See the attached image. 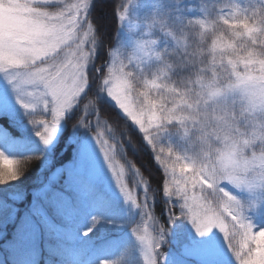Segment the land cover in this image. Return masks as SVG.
Segmentation results:
<instances>
[{
	"label": "snow or ice",
	"instance_id": "obj_1",
	"mask_svg": "<svg viewBox=\"0 0 264 264\" xmlns=\"http://www.w3.org/2000/svg\"><path fill=\"white\" fill-rule=\"evenodd\" d=\"M194 2L142 0L138 9L141 29L145 25L153 29L159 27L162 30L160 41L145 40L139 30L129 34L120 30L123 46L131 43L141 64L144 62L141 53L145 52L163 62L170 55L168 48L172 47L167 37L182 31L186 27L185 18L196 15L189 7ZM47 6L46 0L44 4L35 0H0V72L3 73L0 77L11 88L16 103L23 110V118L28 120L27 124L18 126V135L0 125V147L12 150L21 158H38L41 175L44 171L49 173L33 189L32 199L21 214L16 203L22 173L11 168L0 171V185L5 186L0 189L3 193L0 217L18 221L13 240L23 258L16 264H37L34 241L41 232L54 236L59 242L55 248L60 256L58 264H109L113 243L116 247L129 246L133 256L140 248L144 264H230L227 258L215 254L214 244L208 239L214 229L223 234L228 251L231 250L239 264H264V227L253 234L252 222H245L256 216L264 218V151L259 155L253 151L251 156L246 151L255 148L257 140L264 147V4L248 18L259 26L250 27L246 19L239 24L245 31L233 33L236 37H249L250 46L241 44L246 56L237 54L235 59L229 56L225 65L224 56L229 52L237 53V48L233 43H226L219 48L220 60L217 61V44L213 41L210 77L208 68L195 69L178 48L174 49L179 60L165 68L175 70L177 75L196 71L195 79H182L176 84L158 82L160 74L148 80L143 78L142 72L127 70L133 66L131 56L128 65L114 61L108 75L100 82L89 71L91 52L84 50L91 26L83 36L76 35L84 27L81 15L91 14L94 0L91 6L89 0H76L55 13L42 10ZM125 18L121 14L120 19ZM224 23L229 21L224 19ZM153 35L157 33L153 31ZM97 36L99 40L93 38L91 42L94 47L98 45L99 55L104 42L99 30ZM77 40L75 49L65 52ZM149 44L155 45L154 53ZM256 45L259 51L253 47ZM62 52H65L63 59L60 58ZM240 64L244 66L243 73L238 71ZM256 65H259V75H253ZM93 69L104 72L103 65L99 69L93 65ZM140 83L142 90L137 87ZM105 97L115 109L118 106L122 110L123 115L119 114L127 132L116 133L122 141L126 134L131 135L130 129L134 127L143 145L146 142L154 152L163 145L162 139L175 140L177 144L176 148L168 146L166 154L164 147L155 154V159L161 161L165 173L172 179L155 188L145 181L142 204L124 184L123 168L116 172L107 140L99 131L95 137L90 135L94 127L89 117L96 114L97 128L110 122L100 119L108 117ZM39 104H42V112L38 110ZM257 112L260 134L255 132L256 125L250 135L242 133L240 125L247 129V121ZM37 115H50L51 119L37 120ZM2 116H8L15 123L11 110L4 104H0ZM29 130L31 135H28ZM116 135L111 139L115 140ZM244 136L247 138L242 139ZM177 138L185 143L179 144ZM62 141L65 151L71 148V157L67 164H60L53 171L56 148ZM213 141L222 147L214 148ZM124 143L125 147L131 146L132 139ZM97 144L103 153V167L115 178L114 187L122 203H117L103 186ZM3 159L4 153L0 152V160ZM12 181L17 183H10ZM173 196L177 199L173 200ZM158 197L165 204V211L169 203L173 207L178 204L180 214L168 211V220L160 223L149 212ZM85 216L92 217L93 223L81 232L80 220ZM137 216L145 225L152 222L155 235L150 236L146 226L142 233L139 228L133 229L131 236L135 240L125 241L117 235L97 246L81 238L93 232L97 217L119 232ZM228 218L232 223L231 232ZM186 225H191L190 229ZM237 232L243 233L241 250H237L230 239ZM249 241L254 248L249 246ZM245 248L246 254L242 251ZM125 264H139V261L133 258Z\"/></svg>",
	"mask_w": 264,
	"mask_h": 264
},
{
	"label": "trees",
	"instance_id": "obj_2",
	"mask_svg": "<svg viewBox=\"0 0 264 264\" xmlns=\"http://www.w3.org/2000/svg\"><path fill=\"white\" fill-rule=\"evenodd\" d=\"M92 0H89L91 6ZM142 2V0H141ZM122 0H94V6L91 8V14H87V20H89L93 35L92 37L99 40L97 36V30L103 37L104 48L94 57V65H97L103 62L106 58L107 50L110 51L115 44L120 43V37L118 33L119 21L117 18V10L120 7ZM264 4L261 0H195L194 3H190L189 7L192 9L196 15L185 18L186 27L182 31L173 33L170 37H167L169 43L172 45L171 48H168L170 55L165 58L163 62L158 60H153L148 63L146 66H143L139 69L132 66L127 70H135L137 72H142L144 79L151 80L155 74H160L161 80L158 82L166 84H176L179 83L182 79H195L196 71L195 69L199 68H208L207 76H211V64H212V48L213 41H216L217 46L223 47L226 43H233L237 48V53L229 52L228 55L224 56V63L227 65V59L229 56L235 59L236 55L246 56V51L244 47H241V44L245 46H250V41L248 36L236 37L233 35L234 32L243 33L245 30L243 27L239 26L240 21L246 20L249 23L250 27L259 26L253 25L251 19H248L253 16L254 11H258L261 8V5ZM109 14V22L106 24V19L104 18L105 14ZM224 19L229 21L228 24L224 23ZM191 20L192 23L189 24L188 21ZM200 21L201 23H197ZM153 31L157 35H153ZM161 29L157 27L156 29L151 28L150 37L152 40L157 42L160 41ZM256 51H259V45L253 46ZM178 48L181 55H185L187 63L189 65H195V69L189 72H180L178 75L174 74L175 70L168 71L165 68V65H172L178 62L179 57L176 55L174 49ZM160 49H164V45H160ZM217 61L220 60V52L217 47L216 52ZM241 65V64H240ZM239 65V66H240ZM95 67V66H94ZM257 67V65H256ZM239 68V67H238ZM240 70V69H238ZM89 71L92 76L97 77L93 66L89 68ZM222 75H225L221 73ZM234 79V78H233ZM100 81V80H99ZM137 87L142 90V83L138 84ZM136 93H134L135 95ZM105 99V98H104ZM105 110L108 117L105 118L110 121L109 126L113 129L114 135L118 131H125L127 129L124 127L123 120L115 107L105 99ZM12 112V115L15 119V123L8 116L0 117V125H3L4 128H7L13 135H18L17 131L18 126L23 123L27 124V118H23V110L18 105L9 107ZM93 116L89 117L90 122L95 123ZM44 118L42 115H37L35 119L39 120ZM258 124L256 125L255 132L257 135L260 134L259 123L260 117L256 118ZM130 123V122H129ZM247 129L242 124L240 128L247 132L249 135L253 132V125L255 122L250 120L247 121ZM29 127H32L29 125ZM70 128V126H69ZM67 133H64L66 135ZM130 134L124 136L123 141L118 135L116 139H111L112 136L107 135V139L111 142L115 148L114 157L116 160L123 166L126 183L128 184L131 191H133V196L138 199V202L143 203V190L144 182L148 181L153 188L158 185H163L168 183L172 177L170 174H166L164 166L160 160L155 159V154L159 152L160 147L166 149L168 146L173 148L177 147L175 140H161L163 145H160L156 148L155 152L151 146L143 145L142 140L138 132L133 128L130 129ZM28 135H31L30 130ZM247 138V136H245ZM34 139V138H33ZM132 139V145L125 147V141ZM195 140V138H193ZM179 144L183 145L185 141L183 139L177 138ZM141 146H140V145ZM217 142L213 141V147H217ZM255 152L264 151V147L261 146L260 142L256 141L255 148H251ZM0 152L4 153L3 160H0V171H8L10 168L18 173H22L19 186V198L16 203V207L20 209V213L23 214V211L27 203L32 199L33 189L40 185V181L49 174L47 171H44L41 175L40 161L38 158H21L16 155L12 150L6 147H0ZM191 154V153H189ZM71 157V148L67 151L63 149V141L61 144L57 145L56 148V157L53 162L54 167L59 166L60 164H67ZM13 162L9 164L8 162ZM171 163V162H170ZM178 167V166H177ZM178 174V173H177ZM39 177V179H38ZM12 184L17 183L16 181L10 182ZM5 186L0 185V189H3ZM231 188L232 186H228ZM3 193H0L2 195ZM71 195V194H70ZM113 198V197H112ZM114 199V198H113ZM173 200L177 197L173 196ZM152 202L149 200V205L151 206ZM165 204L162 199L157 198L154 207L149 208L151 215L155 216L160 223H164L168 220V211L174 212L175 214H180V208L177 204L175 207L171 203L167 206L168 211H165ZM2 220V217H0ZM147 220V217L144 218ZM18 222V221H16ZM12 219L2 220L0 224V264H16V262L22 259V254L19 251V248L15 241L13 240V234L15 231V223ZM246 223L252 222V233L260 231L261 227H264V218L261 217H252V221L246 220ZM93 223L92 217L85 216L80 220L81 232L85 230L90 224ZM152 222L148 221L145 225L144 221L141 220L139 216L136 217V220L128 225L127 228L122 229L117 232L107 223L101 222L100 218L97 217L93 232L89 233L88 237H81L82 239L89 240L93 245H102L105 241H111L114 236L119 235L122 240H135L134 236H131L133 229L139 228L140 231L142 228L148 227V232L151 235H155L151 227ZM187 228V225H186ZM228 230L232 231V223L230 218H228ZM232 243L237 250H241V244H243V233L237 232L234 237H230ZM59 242L53 237L41 232L35 239V255L34 259L37 261V264H58L60 256L55 253V248ZM67 243V241H65ZM249 246L255 247L249 241ZM165 247H168L166 244ZM172 247V245H169ZM231 251V250H230ZM246 254V248L242 250ZM109 255L112 256L109 264H125L126 261H129L133 258L139 261V264H144L143 256L140 252V248L135 250V256H133L132 249L125 245L123 247H116L113 243L111 252ZM233 261L236 264H239V261L235 260L234 255L232 254Z\"/></svg>",
	"mask_w": 264,
	"mask_h": 264
},
{
	"label": "rangeland",
	"instance_id": "obj_3",
	"mask_svg": "<svg viewBox=\"0 0 264 264\" xmlns=\"http://www.w3.org/2000/svg\"><path fill=\"white\" fill-rule=\"evenodd\" d=\"M262 1H264V0H262ZM22 2H24V0H22ZM35 2L40 3V4H44L45 0H35ZM46 2L49 6H54V8L45 7L42 10L48 11L49 13H55L56 11L60 10L61 8H64L66 5L75 3L76 0H46ZM140 4H141V0H124L121 7L118 10V14L116 12L117 18L119 20L118 32H119L120 40H121L120 30H123L125 34H129L130 32H136L139 30L143 33L145 40L155 41V40H152L150 37V33H151V27L150 26L145 25L141 29L140 13L138 10ZM58 5H59V7H57ZM121 14H124L126 16V18L121 20L120 19ZM109 17H110L109 14L106 13L104 16V18L106 19V24H108V22H109ZM80 22L84 25V27L77 31V33H76L77 36H83V33L85 31H87L89 26H91L89 21L87 20V13H84L81 15ZM92 35H93V31L91 28V34L85 40V45H84L85 52H89V51L91 52V57L89 59V68L94 65V57L96 54V47H94L92 42H91L93 39ZM134 41H135V37H133V42ZM76 43H79V40H77L75 43H72L70 48H66L65 52L70 53L72 50H74L76 47ZM217 47L221 48V46H219V45ZM149 48L152 50V53H154L156 51L155 45H153V44H149ZM65 52L61 53V57H60L61 59L64 58ZM134 52H135V49L131 43L129 44L128 47L123 46L122 48L117 45V46L111 48V50L108 54L106 52L105 60L103 62L97 64V65H94L95 69H99L102 65L104 66V72L103 73H99V72L95 71L97 77L100 79V82H102V79L108 75V70L110 68H112L114 61H116L117 63L119 61H122L124 65H128V63H129L128 57L131 56L133 59V66L136 67V65H139V67H137V68H141L143 66H146L151 61L157 60L154 54L145 52V53H141V56L143 57V61H144L141 64L140 61L137 59V57L134 55ZM238 69H240L241 73H243L245 71L243 64H241ZM258 69H259V65H257L256 70L253 72V75H259ZM2 75H3V73L0 72V76H2ZM29 90L32 91L34 89H29ZM35 91L38 92L39 90L35 89ZM105 99L107 100L106 97H105ZM108 102L111 103V101H108ZM0 104H4L8 108L13 106V105H18L16 103L15 96L12 93L11 88L7 85V83L3 80L2 77H0ZM38 110L40 112H42V104L38 105ZM117 110H118V112H120L123 115L122 110H120L118 108V106H117ZM255 115H258L260 117V114L258 112ZM44 118L50 120L51 116L50 115H48L46 117L44 116ZM96 119H97V116L95 115L94 121H96ZM100 119H101V121L106 120L105 118H100ZM129 122L131 123L130 120H129ZM93 127H94V131H92L90 133V135L95 137L96 131H99L102 134L103 139L107 140L108 145L110 146V154L113 156V163L115 165V170L117 173H119L121 168H123V166L114 157L115 148H114L113 144L111 142H109V140L107 139V135H110V136L114 135L113 129L109 126L108 122L102 123V125L99 128L96 127V123H93ZM217 144H218V148L222 147V145L219 144L218 142H217ZM96 147H97V151L100 153V156H101V159H100L99 154L97 153L98 159H100L101 167L103 169V175H102L103 186L105 187V189L109 192V194L114 198V200L117 203H122V201L120 200V197H119V193L114 187L115 178L112 177L111 171L107 172L106 168L103 167V162H102L103 153L100 152V145L97 144ZM249 150H250V148H248L246 151L248 152ZM260 153L261 152H258L257 155H259ZM251 154H252V152H250L249 156H251ZM123 171H124V168H123ZM111 178H112V180H111ZM123 182L125 185H127V188L132 195L133 191H131L128 184H126L125 172L123 175ZM190 227H191V225L187 226V228H189V229H190ZM143 230L141 231V233L143 232ZM149 235L151 236V234H149ZM208 239H210L213 242L214 252L217 256H219L221 258H227V260L230 262V264H234L232 261V258H231L230 250L228 251V249H227V242H224V240H223V234L222 233H219L218 230L214 229L209 234ZM140 252L143 256V251L141 249H140ZM143 259H144V256H143Z\"/></svg>",
	"mask_w": 264,
	"mask_h": 264
}]
</instances>
